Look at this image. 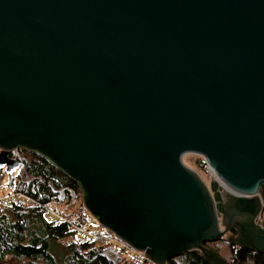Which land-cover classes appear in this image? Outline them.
<instances>
[{
  "label": "water",
  "instance_id": "1",
  "mask_svg": "<svg viewBox=\"0 0 264 264\" xmlns=\"http://www.w3.org/2000/svg\"><path fill=\"white\" fill-rule=\"evenodd\" d=\"M15 149L153 264L264 254V0H0L6 174Z\"/></svg>",
  "mask_w": 264,
  "mask_h": 264
},
{
  "label": "trees",
  "instance_id": "2",
  "mask_svg": "<svg viewBox=\"0 0 264 264\" xmlns=\"http://www.w3.org/2000/svg\"><path fill=\"white\" fill-rule=\"evenodd\" d=\"M19 152H24L20 149ZM26 152V151H25ZM29 160L21 161L23 174L10 180L11 192L28 194L39 205L25 207L20 203L0 201V264L8 257L26 260V264H136L95 238H81L80 233L68 224H58L49 219L43 209L50 203L73 202L80 197L75 181L57 170L51 163L36 153ZM21 155V154H20ZM21 158V157H20ZM17 180V181H16ZM56 205H54L55 207ZM83 224L87 211L69 212ZM69 238L63 245L61 240ZM232 263L242 261L249 264H264V254L246 248L232 246ZM179 261L171 264H207L200 257L186 252ZM142 264H148L143 262Z\"/></svg>",
  "mask_w": 264,
  "mask_h": 264
},
{
  "label": "built area",
  "instance_id": "3",
  "mask_svg": "<svg viewBox=\"0 0 264 264\" xmlns=\"http://www.w3.org/2000/svg\"><path fill=\"white\" fill-rule=\"evenodd\" d=\"M206 170L210 178L215 177L213 171L209 168L208 164L204 161ZM2 203H20L25 207L38 206L36 200L30 197L28 194L21 190L10 192L8 195L0 197ZM50 220L55 221L58 224H68L70 228L75 229L80 233L81 238H95L101 240L106 246L112 248L116 252L127 256L131 261L136 264H142L143 262L151 263L145 256V254L139 250L132 248L129 244L122 241L112 232L100 225L97 220L88 212L85 214V221L83 224L76 223V217L61 212L57 209H51L44 206L43 209ZM258 219L264 220V211L258 215Z\"/></svg>",
  "mask_w": 264,
  "mask_h": 264
},
{
  "label": "rangeland",
  "instance_id": "4",
  "mask_svg": "<svg viewBox=\"0 0 264 264\" xmlns=\"http://www.w3.org/2000/svg\"><path fill=\"white\" fill-rule=\"evenodd\" d=\"M30 153H32V152H28V151L25 152V150H24V152H18L15 155H16L18 160L24 161V160H29L31 158ZM188 165L190 168L195 170L202 177V179H204L206 182H208V180H210V176L206 170L204 160L201 156L196 155V154H190L188 156ZM17 174H23V168L22 167H20L19 169H16L10 175L6 174L4 172V170L0 171V197L4 196V195H8L12 191V188L10 186V180L11 179L15 180L14 177H16ZM18 186H19L18 190H23V186L21 185V183ZM52 204L53 203H50V205H47V207L51 208V209L60 210L61 212L66 213V214H71L69 212L79 210L80 207H83L82 200H81V193H80V197L73 202H70V203L62 202L59 204L54 203V205H56L55 207ZM68 241H69V238H65V239L61 240L60 243L65 245ZM206 246L216 250L221 256L226 258V260H228L230 262L232 261L231 247L225 241V238H221V239H218L216 241H210V242L206 243ZM174 260L179 261V263L181 262L179 259V256L174 258ZM5 263L6 264H26V260L8 257L5 260ZM247 264H249V263H247Z\"/></svg>",
  "mask_w": 264,
  "mask_h": 264
},
{
  "label": "flooded vegetation",
  "instance_id": "5",
  "mask_svg": "<svg viewBox=\"0 0 264 264\" xmlns=\"http://www.w3.org/2000/svg\"><path fill=\"white\" fill-rule=\"evenodd\" d=\"M19 150L20 149H15V150H12V151H9L8 152V157H10V158H17L16 157V153H18L19 152ZM21 162V161H20ZM21 165H22V162H21ZM19 169V168H18ZM4 170V167L3 168H0V171H3ZM5 172V171H4ZM10 175V174H9ZM231 248H232V246H230ZM232 250V249H231ZM231 262H233V261H231Z\"/></svg>",
  "mask_w": 264,
  "mask_h": 264
}]
</instances>
